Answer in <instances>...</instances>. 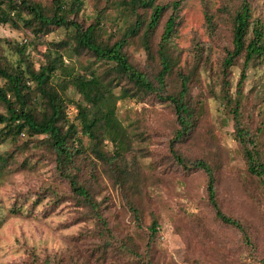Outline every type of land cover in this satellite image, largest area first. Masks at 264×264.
I'll use <instances>...</instances> for the list:
<instances>
[{
	"label": "trees",
	"instance_id": "1",
	"mask_svg": "<svg viewBox=\"0 0 264 264\" xmlns=\"http://www.w3.org/2000/svg\"><path fill=\"white\" fill-rule=\"evenodd\" d=\"M182 1L105 0V6L97 5V17L84 25L78 21L84 0H51L48 4L0 0V24L28 30L37 37L59 29L64 34L61 40L44 39L47 45L41 51L44 59L39 67L27 54L28 43L21 47L12 44L19 60L0 53V105L5 108L0 111V144L10 140L21 154L35 143L37 149H46L54 156L56 169L69 183L79 206L88 207L96 219L91 260L73 264H101L112 257L117 264H163L152 253L161 227L157 209L149 210L150 222L146 234H138L140 240L132 234L120 236L81 179L84 155H92L137 226L145 227L144 199L150 186L138 158L129 155L144 147L147 134L135 128L138 121L131 116L133 110L126 113L127 120L120 117L118 102L126 99L160 101L173 112L175 123L168 142L173 170L202 186V199L211 216V222L206 223L200 214H188L193 216L192 225L200 231L203 243L190 260L194 264H245L243 255L264 264L256 234L258 228L264 233V128L246 119L243 97L248 71L264 66V17L255 14L252 1H239L228 18L230 45L215 74L223 110L233 119L232 135L244 160L242 170L231 172L229 156L206 118L208 100L195 89L202 80V70L211 64L209 57L197 52L187 71L175 72L177 61L171 45ZM108 7L117 12L123 26L109 23ZM165 14L157 59L152 42ZM207 21L214 29V20L207 16ZM135 39L148 59L159 60L154 74L142 68L130 51ZM3 42L11 44V40L0 38V46ZM236 65L240 72L233 91L232 68ZM187 142L201 143L202 152L187 155L183 151ZM12 153L0 154V171L15 158ZM230 199L237 210H232ZM211 223L231 235L214 234ZM207 250L210 254L205 256ZM212 257H218L217 262H211Z\"/></svg>",
	"mask_w": 264,
	"mask_h": 264
},
{
	"label": "rangeland",
	"instance_id": "2",
	"mask_svg": "<svg viewBox=\"0 0 264 264\" xmlns=\"http://www.w3.org/2000/svg\"><path fill=\"white\" fill-rule=\"evenodd\" d=\"M40 1L48 4L51 0ZM239 1L183 0L178 11L180 23L171 45L174 59L177 61L175 72L187 71L195 62L197 52H203L204 56L210 59V66L206 71L202 70V80L195 89L202 91L200 96L208 100L206 118L229 156L231 172L233 169L242 170L244 160L232 135L233 119L223 110L222 99L219 97L221 86L215 74L218 73L219 61L230 45L228 18ZM250 1L253 3L255 14L264 17V0ZM98 4L103 7L106 2L84 0L78 21L88 25L97 17ZM105 10L108 11L107 19L110 24L119 22L123 26V22L116 18V11L109 7ZM207 16L214 20V29L209 27ZM166 18L167 14L153 37V53L157 59ZM63 37L60 29L45 37H37L28 30L0 24V38L11 40V44L3 42L0 53L9 55L11 60H19L20 54L12 44L21 47L28 43L27 54L35 60L36 67H39L44 59L41 51H44L47 45L44 39L61 40ZM129 49L134 58L142 63V68L151 74L159 70V60L155 63V60L148 59L138 40L131 42ZM232 70V90L236 91L240 67L236 65ZM263 83L264 66L259 70L251 68L243 87V97L246 119H250L255 126L262 125L264 128ZM79 97L76 94V98ZM118 108L123 120H127L126 113L133 110L130 112L131 116L138 121L135 128L147 134V139L142 143L144 147L129 155V158H138L142 174L147 176L150 186L146 194L147 199H144L145 227L137 226L133 214L124 205L110 180L101 172V164L92 155H84L81 179L100 202L102 212L118 235L132 234L140 240L138 234L144 236L147 232L146 226L151 217L149 210L155 208L160 215L161 227L152 249L154 259L161 260L163 264H194L190 257L202 248L203 243L200 231L192 225L193 216L200 214L206 223H209L211 216L202 199V186H198L193 179L187 181L181 173L173 170L168 149L175 123L173 112L167 103L150 99L120 100ZM0 111H5L3 105H0ZM39 137L41 136H37ZM38 147L35 143L21 154L16 153L17 148L10 140L0 144V154L13 151L12 154L16 155L0 171V264H73L90 258L89 253L95 245L93 234L97 229L96 219L88 207L79 206L69 183L56 169L54 156L46 149H37ZM202 148L201 143L187 142L183 151L187 155H196L202 152ZM229 202L232 210H237L231 199ZM17 208L20 212L16 211ZM188 214H193L192 218ZM189 223L191 226L187 225ZM211 225L215 230L214 234L221 233L225 238L228 234L231 235V232L221 226L215 227L212 223ZM256 234L264 253V233L258 228ZM209 254L207 250L205 256ZM240 257L245 264H261L253 258L243 255ZM217 259L218 257H212L210 261L217 262ZM101 264L117 263L112 257Z\"/></svg>",
	"mask_w": 264,
	"mask_h": 264
}]
</instances>
